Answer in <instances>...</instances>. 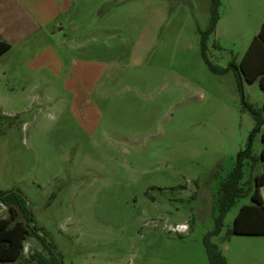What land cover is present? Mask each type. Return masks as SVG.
Segmentation results:
<instances>
[{"label": "rangeland", "instance_id": "obj_1", "mask_svg": "<svg viewBox=\"0 0 264 264\" xmlns=\"http://www.w3.org/2000/svg\"><path fill=\"white\" fill-rule=\"evenodd\" d=\"M261 1L220 0L206 41L213 65L239 63L260 28ZM210 5L74 0L64 29L50 33L65 63L60 77L14 51L0 61V191L22 193L62 264H207L203 239L215 227L220 187L251 136L257 161L243 159L239 181L250 191L210 240L226 264H264V236L229 234L264 174V127L253 133L244 106L261 108L262 93L206 66L200 32ZM73 61L79 83L65 80ZM12 214L0 203V222ZM14 223L24 224L17 211ZM11 233L22 240L21 259L0 264H39L32 256L47 255L29 232Z\"/></svg>", "mask_w": 264, "mask_h": 264}, {"label": "trees", "instance_id": "obj_2", "mask_svg": "<svg viewBox=\"0 0 264 264\" xmlns=\"http://www.w3.org/2000/svg\"><path fill=\"white\" fill-rule=\"evenodd\" d=\"M210 2V22L207 29L200 32L201 56L206 66L212 73L219 75H224L229 71H232L239 88L241 87V77H243V79L249 84L258 81L259 87L264 91V20L258 34L251 41L240 63L236 65L234 62H230L227 67L219 68L209 61L206 54V41L209 35L215 31L216 24L220 18L218 14V9L221 4L220 0H210ZM9 49L10 44L0 40V56L6 53ZM244 106L255 122L253 133L259 132L260 129L264 127V103L261 109L255 108L248 103H244ZM251 140L252 136L249 139L247 149L238 154L235 167L229 178L224 181L220 187L217 199L218 215L215 218V227L213 231L207 233L203 239V245L208 261L207 264H226L225 257L210 239L212 236H218L220 234L224 217L234 205L236 199L244 197L250 191V188L243 189L240 187L239 181L242 178L243 159H251L252 167H254L257 161L256 158L251 156ZM261 141L263 148L258 159L264 166V129L261 133ZM254 181L255 188L251 193L252 203L240 207L233 220L232 229L229 234L264 236V200L261 194V189L264 188V174L256 176ZM0 203L3 206L8 207L13 213L8 221L3 220L0 222V260L14 261V263H16L21 259V257L17 258V250L22 247V240H19V242L16 243V241H12L11 237V232L16 228V230L20 229L21 232L24 231L25 234L29 232L33 235L39 240L47 252V255L36 252L32 256L33 260L36 259L39 264H62V261L54 253L45 237L39 234V229L32 225L33 220L30 214V209L25 197L20 191H0ZM16 211L23 217L24 224H12L13 219H15Z\"/></svg>", "mask_w": 264, "mask_h": 264}, {"label": "crops", "instance_id": "obj_3", "mask_svg": "<svg viewBox=\"0 0 264 264\" xmlns=\"http://www.w3.org/2000/svg\"><path fill=\"white\" fill-rule=\"evenodd\" d=\"M261 2V6L264 7V0ZM73 3L74 0H0V40L10 44V49L0 56V61H2L4 57H8V55L14 51L16 56L23 57L22 59H26V61L29 60L32 65L38 68L44 67L51 72L55 69V74L60 77L65 63L58 49H55L50 42V33H52V29L54 28L60 30L64 29V15L73 7ZM263 7L260 13L261 24L264 20ZM73 30L78 31L76 27H74ZM259 30L251 37L245 52ZM30 51L34 52L28 55ZM72 63V70L69 72V75L71 73L72 77L66 75L65 80L67 82H75L76 80L79 83L81 82L79 61H73ZM27 64H29V62H27ZM1 75L4 76L5 72L2 71ZM241 81L247 83L243 77H241ZM255 83H257L259 87L258 81L250 85ZM68 89L73 91V89L75 90L78 88L75 84H72ZM259 90L262 93V108L264 103V91L260 87ZM6 220L8 221L9 218Z\"/></svg>", "mask_w": 264, "mask_h": 264}]
</instances>
